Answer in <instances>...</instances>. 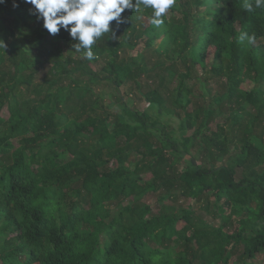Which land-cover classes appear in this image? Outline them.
I'll return each mask as SVG.
<instances>
[{
	"label": "trees",
	"instance_id": "obj_1",
	"mask_svg": "<svg viewBox=\"0 0 264 264\" xmlns=\"http://www.w3.org/2000/svg\"><path fill=\"white\" fill-rule=\"evenodd\" d=\"M244 4L176 0L159 28L125 10L91 61L0 4V264H264V7Z\"/></svg>",
	"mask_w": 264,
	"mask_h": 264
},
{
	"label": "clouds",
	"instance_id": "obj_2",
	"mask_svg": "<svg viewBox=\"0 0 264 264\" xmlns=\"http://www.w3.org/2000/svg\"><path fill=\"white\" fill-rule=\"evenodd\" d=\"M4 0H0L2 4ZM32 5L30 14L42 21L43 28L52 36L61 30L68 32L76 43L75 52L82 53L84 59H95L93 46L105 33H111V22L117 25L124 22L122 13L125 10L141 12L151 9L149 22L159 28L165 23V17L176 0H25ZM244 7L252 11L253 7H264V0H254V4L245 0ZM114 34V33H113ZM252 41L253 37H248ZM0 47H6L0 40Z\"/></svg>",
	"mask_w": 264,
	"mask_h": 264
},
{
	"label": "rangeland",
	"instance_id": "obj_3",
	"mask_svg": "<svg viewBox=\"0 0 264 264\" xmlns=\"http://www.w3.org/2000/svg\"><path fill=\"white\" fill-rule=\"evenodd\" d=\"M144 45L141 44L138 49L133 52L132 54L135 55L138 51H141L143 49ZM25 48V46H24ZM0 70L2 71V69L0 68ZM48 70V66H46L45 68L41 69L40 71V75L36 78V84H42V78L43 76H45L46 72ZM130 85H126V86H123L122 87V92L123 94L126 93V97H127V103L129 105H132L136 108H139V109H144L146 107V104L143 100H141V98H139V96L137 95L136 92H132L130 93V96H127V93H128V88H129ZM10 116V113H9V110L7 108H4V110L1 112V117H3L4 119H8V117ZM175 126H177L175 124ZM192 131H190L188 133V135H191ZM150 175H144L143 176V179L144 180H148L150 179ZM163 194L160 193V194H151V195H148L146 198H145V202L151 204L152 206V209H153V213H157V211L159 210L160 206L163 204V203H167V204H173L174 201L173 200H166V201H162V202H159V198L162 196ZM179 205L181 208H188L189 206L190 207H193L197 213L199 215H201L203 218H204V210L202 209V206L203 204L200 203V202H197L195 200H189V199H182L179 201ZM205 219L211 223V224H214L216 226H219L221 225L222 223V220H221V217L219 214L215 215V216H209V215H206L205 216ZM181 226L183 225L182 223L180 224ZM264 256H260L259 259L256 261L257 263H264Z\"/></svg>",
	"mask_w": 264,
	"mask_h": 264
}]
</instances>
